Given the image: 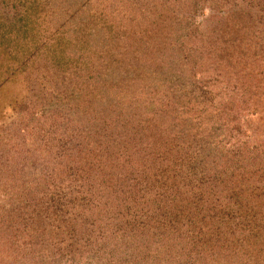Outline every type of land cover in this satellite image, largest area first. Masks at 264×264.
<instances>
[{"label": "rangeland", "instance_id": "rangeland-1", "mask_svg": "<svg viewBox=\"0 0 264 264\" xmlns=\"http://www.w3.org/2000/svg\"><path fill=\"white\" fill-rule=\"evenodd\" d=\"M242 2L0 0V264H216L237 250L264 264L263 86L219 33ZM251 25L239 42L263 37ZM212 160L246 188L204 195L200 212L189 191L216 179L195 163ZM82 205L89 230L73 224ZM240 205L255 217L238 227ZM219 209L229 218L200 250L166 236L170 222L212 228Z\"/></svg>", "mask_w": 264, "mask_h": 264}, {"label": "trees", "instance_id": "trees-1", "mask_svg": "<svg viewBox=\"0 0 264 264\" xmlns=\"http://www.w3.org/2000/svg\"><path fill=\"white\" fill-rule=\"evenodd\" d=\"M229 1L235 2V0H229ZM243 1L245 2V5L243 2H242V5L245 6L244 7L245 11L240 12L239 10H230L228 12L229 16H226L225 20H224V21H226V23L223 24V26L219 29V33L224 34L225 32H228V33H231V37H233V36L235 37L234 38V40L236 39L235 43L231 42L230 46L226 45L227 49H229V50L231 49L230 52L232 54L230 53V56H234V57H232V59L234 60V63H235L237 58H235L234 53L236 50L238 51V53L240 51L239 54H241L242 57L244 58L243 60L239 59V61H240L239 64H242V66H243L242 71H245L246 73H248L247 71H249L248 74H254L257 76L256 79L258 80L259 83H261L260 85L263 86V89L261 88L262 89L261 92H262V94H264V35H263V37H261L262 31L259 32L256 30V33L254 34V36H253V33L250 32V34L248 35V36H250V39L242 36V35H245L246 30L248 31V29L251 30L253 28V25H251V24H254V23L259 24V25L264 24V0H243ZM260 3H262V7L258 9ZM246 9H249V10H246ZM237 14H239V15L242 14L240 17L241 24L238 27V32L240 34H242L241 38H240L241 42H239V40H238L239 38H237V34H239V33H237L236 30H234L233 32L229 31L228 28H233V27L227 26V25H229L230 18L232 16L235 17ZM243 28H245V29L242 30ZM258 37H260L261 40L258 39ZM232 40H233V38H232ZM245 63H246V65H245ZM244 75L241 77L242 79L244 78ZM203 139H205V138H203ZM206 139L207 140L204 143H207L208 149H210L212 141L210 142L208 137H206ZM0 140L2 141L3 139H0ZM253 149H255V148H253ZM255 150L262 151L260 146H258ZM201 151H202V149H201ZM251 152H254V151H251ZM206 153L209 154L208 151ZM255 153L256 152H254L253 157L255 159H257L258 152H257V154H255ZM258 155H259V159L264 158L263 154H258ZM201 157H203V158L205 157V154L203 153V151H202ZM239 161L241 162V163H239V166H238V168L240 169L242 167L243 162L240 159H239ZM243 161H245V160H243ZM217 163H215L214 160H212V162H210L209 164H205V162H203V161H201V163H199L198 161H197V163H195L198 166V168L196 170H198L199 168L205 167L203 169H206L209 173L212 174L211 176L216 179L214 181L215 182L214 186H211L212 188H210V189L207 188L206 192L201 193V192H198V190H194L192 192L191 191L192 189L189 191L191 194L195 193L194 195H191V197H192V199H196V202L194 204L195 205L199 204L198 207L200 208L199 209L200 212H202V208L200 206V204L202 203L201 199L204 197V195L207 194L209 196H214L216 194L215 196H218L217 198L220 199L221 198L220 194L225 195V194L229 193L228 199L237 200L234 197L235 194H238L239 192L242 194V192L246 188V186L243 188L244 181L247 180L245 177H243V176L241 177V174H235L233 171H228V169L222 171V169L220 170V166H217ZM195 164H193V165H195ZM257 164L258 163H254L252 165L257 167ZM218 169H219V171H218ZM202 174H203V172H202ZM202 174L200 175L197 173V175H199V176H202ZM181 184H184V183L181 182ZM178 186H180V185H177L176 187H178ZM181 187H183V189L188 187V189H189V186H181ZM189 192H187L185 190V193H189ZM253 192H256V189H252L251 193L253 194ZM152 193H154V192H152ZM75 198H76V200L79 199L77 201L85 199V198L81 199V197H79V196H77ZM71 199H73V198H71ZM71 203L74 204L75 202H71ZM76 203H78V205L80 204L79 202H76ZM213 204H215V201ZM85 207H86L85 205L80 206V210H78V217L73 224L75 226L76 224L79 223V226L84 225V226H86L85 229L89 230L88 224H82V220L87 213L85 210ZM211 207H216V206L211 205ZM236 208L239 210V216H237V214H236V216L230 217L232 220L237 221L236 226L238 225V227H241L243 224L246 223L245 222L246 220L248 222H250L252 219H254L255 214L252 210L249 209V205H243V206L240 205V206H236ZM218 211L220 214H217L218 212L214 214L217 217H216V223L212 226V228L209 225L207 226V223H206L207 227L202 225L201 223L203 221H200L201 223H199V224H195V222L193 220L188 221V225H190V226L194 225V229H196V231H194L196 236H193V235L191 236L193 238H197V240L194 243L190 239L191 237H190L188 230L185 228H182V227L180 228L179 226L175 225V223H171V222L167 223L168 228H167L166 236L167 237L169 236L171 238V243H172V241H174V242H176L177 245H179V247H177L178 249L184 248L190 242V247L193 246L195 249L200 250V249H198L199 247L202 248L203 246L205 247V245H206L205 237L207 236V234L212 233V237H218V235L215 233H221L220 223L224 220V218H226V217L229 218V215L227 213H221L220 212V211H222L221 209H219ZM124 212L125 211L119 210L118 213L126 214V217L128 218V216H127L128 213H126V212L124 213ZM212 215H213V213H211L209 215H205V214L201 215V219L205 220L206 218H208ZM223 215H226V217H223ZM74 218H76V216H74ZM181 222L183 223V221H181ZM205 222H207V221H205ZM163 225H165V222L163 223ZM232 229L233 228L228 229V232L233 233ZM203 230H205V232ZM155 236H157V237H155ZM155 236L148 233V237H149L148 239H150V241L152 243H155V241L157 240V242L155 244V245H157L159 240H160V236H158V234ZM214 240L219 241L218 238H216ZM255 240H256V238L252 239V241H251L252 244L255 242ZM255 243L257 245L259 244L258 241ZM199 259L200 260H198V263L202 264V259L201 258H199ZM215 260H216L215 261L216 264H255V263H258V262H254L253 258L251 257V254L249 253L248 250H244V251L237 250L236 252H225V251L219 252L216 254ZM211 263H212V261H211Z\"/></svg>", "mask_w": 264, "mask_h": 264}]
</instances>
